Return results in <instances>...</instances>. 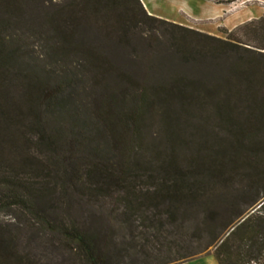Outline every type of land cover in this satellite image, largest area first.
Returning a JSON list of instances; mask_svg holds the SVG:
<instances>
[{
  "label": "trees",
  "instance_id": "trees-1",
  "mask_svg": "<svg viewBox=\"0 0 264 264\" xmlns=\"http://www.w3.org/2000/svg\"><path fill=\"white\" fill-rule=\"evenodd\" d=\"M141 24L166 27L172 68L161 58L156 64L163 68L131 74L111 60L108 45L129 47L130 33ZM223 32L219 38L152 16L140 0H0V212H19L78 264L121 262L71 214L74 195L114 199L124 223L142 227L146 237L163 227L142 220L144 209L164 212L166 222L183 227L194 222L192 237L204 245L179 259L212 247L218 264H261L264 201L226 221L215 210L198 219L190 214L207 177L199 165L221 163L227 148L250 143L264 130V14ZM29 41L38 44L45 65L93 68L92 86L106 80L97 85L98 101L87 111L64 105L72 78L27 62ZM205 63L209 70L200 67ZM152 124L161 136L149 143ZM180 125L192 126L191 137L178 133ZM103 142L105 155L97 150ZM189 143L197 168L186 158L183 167L176 160ZM159 144L162 149H155ZM151 150L155 159L147 161L144 153ZM9 241L13 236L0 228V264H23Z\"/></svg>",
  "mask_w": 264,
  "mask_h": 264
},
{
  "label": "rangeland",
  "instance_id": "rangeland-1",
  "mask_svg": "<svg viewBox=\"0 0 264 264\" xmlns=\"http://www.w3.org/2000/svg\"><path fill=\"white\" fill-rule=\"evenodd\" d=\"M52 1L61 2V0ZM165 28L159 24L155 26L141 24L130 33L129 47L118 46L116 48L108 45L109 57L113 62H116L119 69L131 74L134 72L145 74L150 69L161 68L162 65L156 64L157 60L163 62L161 58H166V62L172 68L171 62L175 61V55L169 32H166L168 30ZM83 38L85 37L83 36ZM27 46L28 52L25 56L27 62L34 60V63H39L45 69L53 70L57 75L61 74L62 77L66 75L70 79L72 78L71 90L65 91L62 97L64 105L67 102V107L81 106L83 111L85 107L87 111V105L94 100L98 101L100 97L98 86H102L106 80L99 78L98 81H94L96 85L92 86L93 79L91 78L96 77L93 68H61V65L58 68L52 64V66L47 63L45 65L44 55L42 56L38 44L29 41ZM200 67L208 69L206 63L201 64ZM188 70L191 72L193 67H189ZM59 108L60 106L57 105L55 112ZM192 126L194 125L192 124ZM192 126L186 129L180 125L178 133L183 136L192 135ZM205 131L207 132L206 128ZM199 134L204 135L202 132ZM210 134L214 138L221 137L220 133ZM205 135L207 134L205 133ZM160 136L155 124H152L146 132V139L149 143L160 140ZM250 137V143L248 140H243L240 141L239 147L227 148L226 155L220 158L221 163L216 160L215 164L199 165V171H207L205 174L207 177L203 180L204 188L197 194V202L193 203L196 204V207L190 210V214L195 219L200 218L202 211L206 210H215L221 215L222 221L229 220L241 212H244L242 216L244 217L257 209L259 203L264 201V130ZM194 139L196 140L197 137ZM190 144L184 153L178 154L176 160L178 163L180 162L181 167L187 162L189 167L197 168L195 161L190 160L193 153V146ZM106 148L103 142L100 143L97 150L100 154L105 155ZM159 148L162 149L160 144L155 149ZM154 152L144 153V158L147 161H154ZM111 155L110 152L107 154L108 157ZM183 158L190 161L183 163ZM140 184L146 187L141 181ZM71 209V214L84 219L85 224L100 235L104 246H108L110 251L116 252L120 264H161L163 262H168L167 264H218L212 253V247H209L207 252H200L183 260L179 259L181 256L198 251L204 245V240H195L192 237L194 222L183 227L177 222H166L167 217L164 212L144 209L141 214L142 220L155 221L163 227L159 233L152 231L146 237L142 227L133 230L129 223H124L127 217L126 219L122 218V206L114 203V199L86 201V199L74 195ZM260 214L264 216V208ZM28 225L19 212H0V228L9 231L13 236V241H9V244L14 255L20 258L23 264H78L73 253L63 247L60 242L51 241L47 233L37 228H29ZM172 260L173 262H169ZM258 260L264 264V255Z\"/></svg>",
  "mask_w": 264,
  "mask_h": 264
},
{
  "label": "crops",
  "instance_id": "crops-1",
  "mask_svg": "<svg viewBox=\"0 0 264 264\" xmlns=\"http://www.w3.org/2000/svg\"><path fill=\"white\" fill-rule=\"evenodd\" d=\"M148 14L209 35L225 37L237 25L264 14V0L230 4L210 0H140Z\"/></svg>",
  "mask_w": 264,
  "mask_h": 264
}]
</instances>
